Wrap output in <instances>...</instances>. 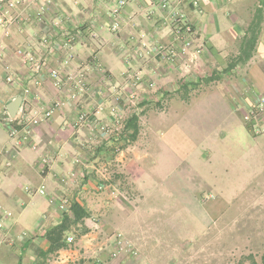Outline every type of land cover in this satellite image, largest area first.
Listing matches in <instances>:
<instances>
[{"label":"crops","instance_id":"crops-1","mask_svg":"<svg viewBox=\"0 0 264 264\" xmlns=\"http://www.w3.org/2000/svg\"><path fill=\"white\" fill-rule=\"evenodd\" d=\"M23 1L29 4L33 0ZM48 1L51 5L40 21L36 16L41 10L29 8L24 13L26 21L11 26L9 35L0 27V264H40L38 257L49 249L44 234L62 221L54 200L66 198L71 205L80 203L86 209L108 206L106 201L111 197L107 192L99 194V180L93 170L98 164L101 175L106 172L104 168L114 159L109 150L113 138H107L93 123L79 124L77 120L81 113L96 112L97 103L103 102L97 92H107L111 84H121L126 79L130 65L127 56L131 55L133 70L141 69L148 78L166 85L163 87L171 81L184 80L182 86L172 83V89L167 88L174 91L175 98L163 121L164 144L173 151L179 123L182 130L184 126L198 130L211 115L215 122L219 120L218 124L228 122L224 125L231 130L213 137L214 145L227 144L233 133L238 135L236 138L247 139L244 117L254 107L255 97L264 96V0H199L200 10L192 6L194 0H171L172 8L184 13L194 26L195 47L202 48L197 66L192 65L196 70L193 74L186 73L189 63L179 70L153 61L142 63L133 56L143 39L146 43L171 41L170 12L161 7V0H130L121 16V37H114L109 29L108 16L116 0H39L42 5ZM260 11L255 50L249 60L241 59L244 42ZM44 38L50 40L55 51L42 45ZM18 49L30 52L46 69L36 72L33 65L17 56ZM69 56L72 61L66 68L64 61ZM99 65L103 67L100 71ZM77 69L85 70L90 91L74 101L67 88L53 85L50 72L57 70L65 77ZM8 77L13 81L9 82ZM194 82L200 83L199 88ZM204 83L214 85L196 91ZM26 89L31 92L29 100L35 111L56 103L61 107L50 121L34 130L32 143L17 146L5 127L10 117L7 107L22 98ZM105 105L100 118L108 123L113 118L108 112L109 104ZM208 109L214 113L208 114ZM262 121L264 126V118ZM140 143L141 136L116 157L136 186L145 169L143 162L154 145L151 135L143 150ZM255 168L251 175L258 172ZM42 186L46 187L44 195L38 193ZM55 254L61 256L62 263L77 256L72 249Z\"/></svg>","mask_w":264,"mask_h":264},{"label":"rangeland","instance_id":"rangeland-1","mask_svg":"<svg viewBox=\"0 0 264 264\" xmlns=\"http://www.w3.org/2000/svg\"><path fill=\"white\" fill-rule=\"evenodd\" d=\"M37 3L31 10L41 7L39 0ZM23 4L26 13L30 6L24 1ZM122 12L115 18L108 16L114 37H121ZM23 18L26 21L25 15ZM115 22L120 27L117 31L113 30ZM92 37L96 38L94 34ZM143 41L135 47V59L182 69L183 60L178 59L172 65L155 56L153 47L168 43ZM130 56L126 57L130 63L126 79L121 84H111L107 92L103 89L97 92L103 100L96 105V111L101 110L98 121L108 133L100 132L114 141L109 149L114 159L104 168L106 176L101 175L98 164L93 170L96 181L99 180L98 187H104L101 191L97 187L99 194L107 192L111 197L106 201L108 206H90L89 218L72 225L66 234L67 249L77 253L76 259L62 263L58 254L40 255V264H248L249 257L260 263L264 256V115L260 134L253 131L244 117L247 139L236 138L238 135L233 133V139L229 138L221 147L214 145L213 137L221 131L230 132V126H225L228 122H215L211 115L214 112L208 109L211 117L198 130L186 126L182 130L178 124L177 147L173 151L164 144L166 126L163 124L170 101L175 98L174 91L169 90L173 82L163 87L166 85L148 78L141 69L133 70ZM187 57L190 60V55ZM193 71L196 70L190 64L186 73L193 74ZM72 72L83 73L86 78L87 90L74 100L77 101L89 94L90 87L84 69ZM175 83L179 87L184 80ZM196 84L199 88L200 83ZM213 85L205 84L196 91ZM106 103L113 118L108 123L100 118ZM133 116L139 118L141 149L149 135L154 142L143 162L145 169L138 186L133 185L131 174L116 159L134 143L125 131L126 123ZM200 118L198 124L202 123ZM158 120L162 126L157 124ZM255 167L258 172L251 175ZM58 211L63 215L64 212Z\"/></svg>","mask_w":264,"mask_h":264},{"label":"built area","instance_id":"built-area-1","mask_svg":"<svg viewBox=\"0 0 264 264\" xmlns=\"http://www.w3.org/2000/svg\"><path fill=\"white\" fill-rule=\"evenodd\" d=\"M38 0H33L28 6L30 9L34 5L37 6ZM130 0H116L115 5L112 10L109 12L110 17H117L129 4ZM234 1V0H227ZM171 0H161V7L164 10H168L170 13V30H171V41L166 45H156L154 46L155 56L159 57L161 60L168 61L170 64H175L178 59L183 60L181 62L189 63L193 65L196 62L202 53L201 47H196L195 49V30L194 26L188 21L185 14L181 11L173 9L171 6ZM41 3V2H39ZM23 0H0V27H4V33L6 35L10 34L11 26L24 22L23 15L25 13ZM51 5L50 1L46 2L39 8L41 12L37 14V18L40 21L43 16V12L48 9V6ZM27 6V7H28ZM192 6L197 10H200L199 0H194ZM119 24L115 22L113 25V30H119ZM42 45L51 51H55V48L48 38L42 40ZM63 47V46H62ZM152 47V46H150ZM194 49V50H193ZM193 50V51H192ZM17 56L21 57L24 63L33 65L36 72H41L45 70L46 67L44 63L41 65L34 55L30 52H27L25 49H18ZM190 55V60H186L187 56ZM71 57L64 61V65L67 68L70 64ZM188 65V66H189ZM186 66V65H185ZM188 66H186L188 68ZM50 78L53 82V85L57 89L67 88L70 92V97L72 100H76L81 97L87 90L86 78L83 73L71 72L66 74L65 77H62L59 71L52 70L50 72ZM8 81L12 82L13 79L8 77ZM30 90H24L22 96V103L20 109L15 118L8 117L5 121V127L8 129L9 136L12 140L16 142V145H29L32 143L34 130L41 124L50 121L53 118L54 112L57 108L61 107V104L56 103L54 106L48 107L46 110L35 111L31 107L29 100ZM101 113V110L96 111L94 115H90L86 112L79 114L77 123H93L98 127V129L107 135L108 131L105 127L101 125L98 121L97 116ZM115 113V110H113ZM112 113V114H113ZM264 115V96H258L256 99L253 110L245 116V121L249 126L252 127L253 131L256 134H260L263 130L260 121L261 117ZM98 189L101 191L104 189L103 186H99ZM46 192V187L42 186L38 193L44 195ZM56 207L62 212L68 211L70 208V202L68 199L58 198L52 202ZM70 242V240H69Z\"/></svg>","mask_w":264,"mask_h":264},{"label":"trees","instance_id":"trees-1","mask_svg":"<svg viewBox=\"0 0 264 264\" xmlns=\"http://www.w3.org/2000/svg\"><path fill=\"white\" fill-rule=\"evenodd\" d=\"M261 11L258 13L256 20L250 27V37L245 40L244 47L242 48V58L244 60H249L252 57V53L255 50L258 35L260 33L261 25ZM138 117L133 116L128 120L125 126V131L130 133V142H135L139 136V126ZM89 211L82 206L80 203H74L70 205L68 211H65L62 215V221L57 226L53 227L47 231L43 238L49 243V249L44 256L55 254L68 248V243L66 242V234L70 231L72 225L80 223L82 220L89 218ZM248 264H264V256L262 261L259 263L254 257L248 258ZM245 264V263H242Z\"/></svg>","mask_w":264,"mask_h":264},{"label":"water","instance_id":"water-1","mask_svg":"<svg viewBox=\"0 0 264 264\" xmlns=\"http://www.w3.org/2000/svg\"><path fill=\"white\" fill-rule=\"evenodd\" d=\"M21 103H22V98L19 97L8 105L7 110H8L9 115L12 118L16 117V115L20 109Z\"/></svg>","mask_w":264,"mask_h":264},{"label":"clouds","instance_id":"clouds-1","mask_svg":"<svg viewBox=\"0 0 264 264\" xmlns=\"http://www.w3.org/2000/svg\"><path fill=\"white\" fill-rule=\"evenodd\" d=\"M11 117V116H10Z\"/></svg>","mask_w":264,"mask_h":264}]
</instances>
